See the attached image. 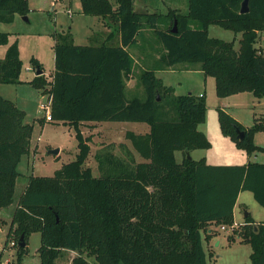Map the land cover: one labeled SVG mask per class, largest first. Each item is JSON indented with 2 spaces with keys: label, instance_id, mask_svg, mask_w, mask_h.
<instances>
[{
  "label": "trees",
  "instance_id": "trees-1",
  "mask_svg": "<svg viewBox=\"0 0 264 264\" xmlns=\"http://www.w3.org/2000/svg\"><path fill=\"white\" fill-rule=\"evenodd\" d=\"M242 2L188 0L186 13L168 10L170 24L162 29V14L136 10L133 0H81V12L117 22L121 42L76 44L71 30L58 33L52 80L43 73L29 81L52 94L53 121L76 128L79 151L53 176L30 177L6 239V246L17 242V264H22L28 238L35 232L41 233L40 264H55L64 250L80 254L73 264H88L84 254L99 264H208L203 233L209 241L218 231L208 232L207 225L234 224L242 191H251L264 206V164L212 165L205 158L187 157V151L211 146L199 129L207 117L205 94L177 95L151 68L138 76L145 97L127 94L135 65L129 47L150 26L166 48L159 69L189 63L215 78L221 98L241 92L264 98V52L257 45L264 32V0H249L246 12H241ZM29 11V0H0V22ZM193 20L201 26L192 27ZM211 24L242 32L240 46H235V38L211 36ZM9 34L0 30V44L8 42ZM31 63L43 70L36 58ZM22 70L15 40L0 58V83L24 82ZM25 117L14 101L0 95V207L13 203L18 166L30 153L34 125ZM218 118L222 133L238 147H246L248 153L256 149L252 137L264 129L262 118L249 129L222 107ZM104 121L142 122L150 130L127 131L134 150L121 144L124 157L112 150L113 145L104 146L95 155L101 172L95 176L86 164L91 138L83 134L81 124ZM237 126L245 131L243 139L238 138ZM135 151L144 161H136ZM177 151L184 153L181 162ZM241 226L239 236L252 248L246 264H264V221L256 222L249 214ZM22 234L25 246L20 245ZM229 241H235L234 236Z\"/></svg>",
  "mask_w": 264,
  "mask_h": 264
},
{
  "label": "rangeland",
  "instance_id": "rangeland-1",
  "mask_svg": "<svg viewBox=\"0 0 264 264\" xmlns=\"http://www.w3.org/2000/svg\"><path fill=\"white\" fill-rule=\"evenodd\" d=\"M112 1L115 2V0ZM29 5L28 20L24 19L23 15L16 14L12 21L0 22V30L10 33L8 42L0 44V57L4 56L7 46L17 40L20 57L23 61L22 77L33 76L35 73L32 70V58H36L44 67L45 76H51L55 67L54 44L58 33L71 30L75 42L86 43L88 42L89 33L101 29L97 15L81 12V0H29ZM133 6L134 9L139 11L161 13L158 26L166 29L170 24L169 17L165 15L168 12V7H175L180 12L186 13L188 11V0H133ZM103 19L109 23L110 30L117 31V22L109 18ZM191 26L200 27L201 23L198 20H193ZM145 28L138 35L137 43L133 46L134 60H136V55L140 50H148L152 53V56H146L144 60L143 57L140 59L142 61L139 62L141 64L139 65L140 71L144 68L155 69L158 76L164 77L167 82L174 85L175 94L177 95L190 92L196 95H199L200 92L206 94L207 117L206 121L200 124L199 129L210 140L211 146L207 149L194 150L191 153L192 158L199 160L202 159V156H205L208 162L214 164H245L249 161L264 164V129L254 132L252 142L256 149L248 153L246 147H238L230 137L222 133L218 118V108L224 102L222 108L249 129L254 125L257 117L262 118L264 122V98H259L262 103L258 104L256 102L257 98L249 92L242 96L223 100L216 93L214 78H209L206 83V76L203 72L201 75L184 70L186 66H193L189 63L177 64L176 72L162 75L161 71L163 69H159V66L163 63L161 58L166 53V48L154 29L150 26ZM209 33L212 36L222 37L226 40L233 39L235 35L233 30L226 29L218 24L210 25ZM91 42L97 43V40L96 42L91 40ZM257 45L262 47L261 35L258 37ZM137 85L136 96L144 98V88L138 79ZM16 87L18 86L15 84L0 83V95L14 101L17 100L20 104L18 106L26 109V121L32 123L34 129L30 153L23 157L18 166L20 174L16 181L14 201L8 207H0V264H17L18 262L19 247L17 242L12 241L15 244L10 242L6 246V239L12 227L13 214L18 207L20 196L25 191L30 177L32 175L53 176L57 169L74 160L79 151L76 128L69 123L45 121L42 118L45 112L39 111L42 99L38 90L31 86H21L19 90H16ZM114 125L116 126L81 124L83 134L91 138V151L86 164L92 167L95 176L101 174L95 159L97 152L104 146L113 145L112 150L117 155L124 157L126 153L121 144L134 149L131 140L126 136L125 130H134L139 133L145 127H148L147 123L142 122H114ZM56 148L60 149L58 155L49 153L51 149ZM182 153V151L176 152L178 160L184 154ZM246 194L250 196L246 198L243 196L241 201L246 203L247 211L252 212L256 218H263L264 214L261 209L264 210V206L257 202L251 191H247ZM243 215L244 211H237L238 221L243 219ZM232 225L234 229L231 232L221 230L228 233V240L229 236L232 235L235 241L223 242L221 246L214 247L215 254L210 249L208 250L207 244L204 242L208 264H244L250 261L252 248L250 244L242 241L239 236L243 224L235 223ZM232 225L225 226L229 229ZM40 245L41 233H32L28 238L27 253L23 257L22 264H40L38 251ZM211 246L213 247V245ZM79 255L76 251L64 250L62 255L55 260V264H73L74 259ZM83 257L88 261V264H99L94 256L84 254Z\"/></svg>",
  "mask_w": 264,
  "mask_h": 264
},
{
  "label": "crops",
  "instance_id": "crops-1",
  "mask_svg": "<svg viewBox=\"0 0 264 264\" xmlns=\"http://www.w3.org/2000/svg\"><path fill=\"white\" fill-rule=\"evenodd\" d=\"M170 8H175V7H168V10L170 9ZM177 9V8H176ZM98 16V15H97ZM24 18V17H23ZM25 19V18H24ZM98 21H99V23H100V26H101V29H99V30H97V31H92L91 33H89V35H88V42H86V43H80V42H75L76 44H90V43H92L91 42V40H93V41H95L96 42V40H97V43L98 42H102V41H105V40H109V41H113L114 40V42L115 43H120L121 42V35H120V32L117 30L116 32H114V35H113V37H111L112 36V30H110V25H109V23L108 22H106V20H104L101 16H98ZM103 22V23H102ZM105 23V24H104ZM212 25V24H211ZM221 26V25H220ZM223 27V26H222ZM144 29H146V28H144ZM227 29V28H226ZM149 30V29H148ZM150 31V30H149ZM235 32V31H234ZM260 35H261V44H262V47H260L259 45V47H260V50H262L263 52H264V32H261L260 33ZM212 36V35H211ZM241 36H242V32H235V35H234V38H235V46L236 47H239L240 46V38H241ZM222 38V37H221ZM233 38V39H234ZM231 40V39H230ZM237 41H238V44H237ZM136 43H137V41L136 42H134V44H132L129 48H130V51H131V53H132V56H133V58H134V55H133V53H134V48H133V46L134 45H136ZM8 47V46H7ZM6 51H7V48H6ZM5 54H6V52H5ZM5 54H4V56H5ZM3 56V57H4ZM146 56H152V53L150 52V51H148V50H140V51H138V53H137V55H136V60H135V65H134V70H133V73H132V75H131V78H129L128 80H127V86H128V89H127V94H128V96L129 97H131V96H135L136 95V91H137V88H138V85H137V79H138V74H140V72L142 71H140V68H139V65H141V64H139V62H142L140 59L142 58L143 60L145 59V57ZM3 57H0V58H3ZM44 68V67H43ZM144 68V67H143ZM142 68V69H143ZM176 66H173V67H169V68H167V69H165V70H162L161 71V73H162V75L163 74H165V73H173V72H176L177 70H176ZM145 69V68H144ZM33 72H35L34 74H33V76H27V77H22V75H21V78H22V80L24 81V82H22V83H20V84H15L16 86H18V87H16V90H19V88L21 87V86H31V87H33L30 83H29V81L34 77V76H36L37 75V69L36 68H34L33 67ZM54 70H55V67H54V69H53V71H52V73H51V76L50 77H48V76H46L47 78H48V80H52V77H53V72H54ZM185 71H187V72H195V73H198V74H203L202 73V70H200L198 67H189V66H186L185 67V69H184ZM43 71V73H44V75H45V72H44V69L42 70ZM157 75V74H156ZM158 76V75H157ZM159 78H161L162 80H163V82H164V84H166V85H168V86H172L174 89H175V87H174V85L173 84H170L169 82H167L166 80H165V78L164 77H162V76H158ZM209 78H211V76H208V77H206V83L208 82V79ZM212 78H214V77H212ZM215 79V78H214ZM215 89H216V81H215ZM35 88V87H34ZM36 89V88H35ZM38 90V89H37ZM38 92H39V94H40V96H42V95H44V93L41 91V90H38ZM192 93V92H191ZM245 93H249V92H241V93H238V94H234V95H231V96H228V97H224V98H221V99H223V100H226V99H230V98H233V97H236V96H242L243 94H245ZM251 94H253L252 92H250ZM202 94H205V93H202V92H200L199 93V95H202ZM206 95V94H205ZM254 95V94H253ZM256 97V96H255ZM257 98V97H256ZM8 99H10V98H8ZM41 99H42V97H41ZM10 100H12V99H10ZM257 101V103L258 104H261L262 103V101H261V99H259V98H257L256 99ZM12 101H14V100H12ZM16 101V102H15ZM14 102L17 104V105H20L19 104V102L17 101V100H15ZM224 102H222V104H221V107H223V104ZM21 109H23L25 112H26V117H27V111H26V109L24 108V107H21V106H19ZM40 111V110H39ZM26 117H25V122L26 123H30V122H27L26 121ZM42 118H44V117H42ZM41 118V119H42ZM44 120L45 121H48V120H46L45 118H44ZM44 120H43V122H44ZM114 122L116 123L117 121H104V122H83V123H87V124H105V125H108V126H116V125H114ZM133 123H136V122H133ZM30 124H32V123H30ZM149 130H150V127H149V125H148V127H145L141 132H136V131H134V130H125V132L127 133V131H133V132H135V133H137V134H143V133H147V132H149ZM134 150V149H133ZM193 152V151H192ZM191 152V153H192ZM183 154V153H182ZM183 157H184V154L182 155V157H181V159L180 160H178L179 162H181L182 160H183ZM202 158H205L206 159V162L208 163V164H212V165H244V164H214V163H210V162H208V159L205 157V156H202ZM135 159H136V161L137 162H142V161H144V158L142 157V156H140L136 151H135ZM248 163H250V161L248 162ZM248 163H245V164H248ZM246 192L247 191H242L240 194H239V196H238V200H237V203H236V205H235V207H234V224L235 223H237V224H244L245 223V219H246V217H247V215H246V213L248 212L247 211V209H246V203L245 202H243V201H241V198H243V196H244V198H246L247 196L249 197L250 195H248V194H246ZM244 211V215H243V219L242 220H239L238 221V218H237V211ZM261 211H262V213L264 214V210H262L261 209ZM249 214H251V216L253 217V219L256 221V222H261V221H264V216H263V218H256L255 216H254V214L252 213V212H248ZM221 226L222 225H216L214 222H212V223H210V224H208L207 225V230H208V232H210V231H212V230H216V231H218V234L217 235H215L214 237H212L210 240H209V242H207L208 240H205V233H203V237H204V239H203V245H204V242H206V244H207V247H208V250L210 249L212 252H214V254H215V249H214V247H219V246H221L222 244H223V242H229L230 243V241L228 240V233L227 232H224V231H222L221 230ZM211 245H213V247L211 246ZM205 248V247H204ZM206 250V249H205ZM72 251V250H71ZM207 253V252H206ZM251 254V253H250ZM216 259H217V257H216ZM250 262V261H249ZM249 262H246V263H249ZM40 263H41V261H40ZM246 263H244V264H246Z\"/></svg>",
  "mask_w": 264,
  "mask_h": 264
},
{
  "label": "water",
  "instance_id": "water-1",
  "mask_svg": "<svg viewBox=\"0 0 264 264\" xmlns=\"http://www.w3.org/2000/svg\"><path fill=\"white\" fill-rule=\"evenodd\" d=\"M248 10H249V0H243L242 6H241V12H246ZM23 17L26 20L29 19L28 15H23ZM173 30L174 31H177L178 30L177 20H175V24H174ZM41 74H43V71L39 69L37 71V75H41ZM236 133H237L239 139H243L245 137V131L242 130L239 126L236 127ZM59 152H60V149L59 148L51 149L49 151V153L50 154H53V155H58ZM186 153H187V157L189 159H192L191 152L190 151H187ZM246 215L248 216L249 213L247 212ZM20 245L21 246H25L26 245V242L24 241V235L23 234L21 235V238H20Z\"/></svg>",
  "mask_w": 264,
  "mask_h": 264
},
{
  "label": "built area",
  "instance_id": "built-area-1",
  "mask_svg": "<svg viewBox=\"0 0 264 264\" xmlns=\"http://www.w3.org/2000/svg\"><path fill=\"white\" fill-rule=\"evenodd\" d=\"M42 97V103L40 105V111H44V118L48 121H53L52 118V94L50 93H44V95L41 96ZM233 226V225H232ZM228 229V227H226L225 225L221 226V229L224 231H228L231 232L234 229V226ZM231 229V230H230ZM12 244H15L14 242H12ZM9 264V263H8Z\"/></svg>",
  "mask_w": 264,
  "mask_h": 264
}]
</instances>
